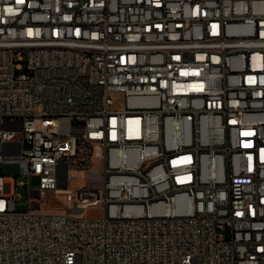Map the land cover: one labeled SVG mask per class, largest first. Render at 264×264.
Masks as SVG:
<instances>
[{
    "label": "built area",
    "instance_id": "built-area-1",
    "mask_svg": "<svg viewBox=\"0 0 264 264\" xmlns=\"http://www.w3.org/2000/svg\"><path fill=\"white\" fill-rule=\"evenodd\" d=\"M0 264H264V0H0Z\"/></svg>",
    "mask_w": 264,
    "mask_h": 264
},
{
    "label": "rangeland",
    "instance_id": "rangeland-1",
    "mask_svg": "<svg viewBox=\"0 0 264 264\" xmlns=\"http://www.w3.org/2000/svg\"><path fill=\"white\" fill-rule=\"evenodd\" d=\"M19 172V165L16 162H11V161H5L2 164V173L4 175H7L9 178H13L15 177ZM32 185L36 186L38 185V178H33L32 180ZM5 190L6 192H10L11 191V183L7 182L5 184ZM18 192L22 195L25 196L26 190L23 188H19ZM45 197L50 198L53 200V202L62 205L64 203V201L60 198H58L54 192L52 191H46L45 192ZM99 207H92L91 209L86 211V216H97L99 215Z\"/></svg>",
    "mask_w": 264,
    "mask_h": 264
},
{
    "label": "snow or ice",
    "instance_id": "snow-or-ice-1",
    "mask_svg": "<svg viewBox=\"0 0 264 264\" xmlns=\"http://www.w3.org/2000/svg\"><path fill=\"white\" fill-rule=\"evenodd\" d=\"M18 2H19V0H18Z\"/></svg>",
    "mask_w": 264,
    "mask_h": 264
}]
</instances>
